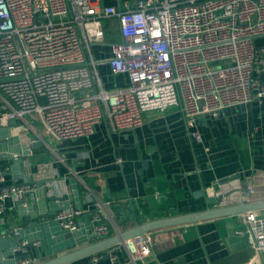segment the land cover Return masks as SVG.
<instances>
[{
	"label": "built area",
	"instance_id": "2783aa9c",
	"mask_svg": "<svg viewBox=\"0 0 264 264\" xmlns=\"http://www.w3.org/2000/svg\"><path fill=\"white\" fill-rule=\"evenodd\" d=\"M109 17L119 19L121 40L112 44L108 64L112 74L129 80L111 89L93 56V46L105 41L102 20ZM263 38L264 0H136L100 9L94 0H0V130L23 132L28 145L44 142L41 133L60 142L90 135L103 121L114 131L134 130L145 112L179 107L190 137L203 142L202 118L264 99ZM7 154L0 150L3 236L18 239L15 264H39L30 249L38 250L42 241L23 238V227L7 215V202L27 207L40 184L7 183L2 162L33 151L29 145L26 152ZM245 173L218 179L216 207L255 200L257 182ZM259 179L264 183V176ZM49 195L61 199L54 191ZM87 213L89 239L117 229L107 210L93 212L72 201L53 220L75 233L86 227ZM242 216L251 247L264 256V211ZM154 243L152 231L138 234L94 253L92 261L108 256L115 264H136L154 254ZM124 251L128 263H120Z\"/></svg>",
	"mask_w": 264,
	"mask_h": 264
},
{
	"label": "crops",
	"instance_id": "0c3cea01",
	"mask_svg": "<svg viewBox=\"0 0 264 264\" xmlns=\"http://www.w3.org/2000/svg\"><path fill=\"white\" fill-rule=\"evenodd\" d=\"M135 1L94 0V3L100 9L106 5L123 7L125 2L133 6ZM102 25L105 41L93 46L101 79L110 89L127 85L128 77L112 74L108 64L112 44L121 40L119 19L104 18ZM199 129L203 142L190 137L184 114L175 107L164 112H145L143 123L130 131H114L103 121L90 135L60 142L41 133L44 142H37L35 147L29 143L33 155L2 159L8 168L7 183L41 185L29 194L27 207L21 201L9 199L7 215L23 227V238L42 241L38 250L30 249L38 255V263H42L90 242L91 216L87 213L83 217L86 227L74 233L78 244L49 253V249L70 240L63 238L66 231L53 220L55 213L69 201L93 212L107 210L122 230L138 222L216 207L212 195L218 179L244 172L257 182L252 202L262 201L264 183L259 177L264 176V99L228 107L218 117H204ZM22 134L11 128L1 129L0 150L8 152L7 155L25 152L28 141ZM44 163H48L45 171L41 168ZM56 185L61 192L57 193ZM53 191L61 199L52 198L49 194ZM117 213H121V224ZM244 229L242 212L156 229L152 231L154 254L135 263L264 264V256L251 247ZM17 242L15 237H4L0 225V264H15L13 247ZM93 255L71 264L116 263L108 256L93 262ZM120 258V263H128L126 251L120 253Z\"/></svg>",
	"mask_w": 264,
	"mask_h": 264
},
{
	"label": "water",
	"instance_id": "95a60500",
	"mask_svg": "<svg viewBox=\"0 0 264 264\" xmlns=\"http://www.w3.org/2000/svg\"><path fill=\"white\" fill-rule=\"evenodd\" d=\"M33 147L37 144L33 143ZM29 145L25 142L24 151L28 150ZM56 199V197H52ZM216 200V198H212V201ZM22 202V201H21ZM264 210V199L258 202H250V203H240L238 205H232L227 207H208L203 211H198L194 213H186L179 215H172L168 217L151 219L145 222H138L135 226L130 227L128 229H120L117 225V229L113 234L106 238H100L97 235H92L90 237V242L85 243L79 248L73 249L70 252L64 253L62 255L53 257L47 261H44L39 264H71L72 261L79 259L84 256L91 255L98 251L104 250L112 245L123 242L125 239H128L132 236L138 234H144L149 231H154L156 229L171 227L181 224H187L191 222H197L204 219L216 218L220 216L230 215L245 212L247 210ZM117 218L122 223V219H120L121 213H117ZM133 216V215H131ZM65 231V230H64ZM66 237L70 239L64 243L58 244L57 246L49 249V253L52 252H61L65 249H69L71 247H75L76 241L74 239V233L70 231H66L63 238ZM62 237H57V239H63ZM50 245H52V241H49Z\"/></svg>",
	"mask_w": 264,
	"mask_h": 264
},
{
	"label": "trees",
	"instance_id": "16d2710c",
	"mask_svg": "<svg viewBox=\"0 0 264 264\" xmlns=\"http://www.w3.org/2000/svg\"><path fill=\"white\" fill-rule=\"evenodd\" d=\"M264 39V38H263ZM263 39H261V42H263Z\"/></svg>",
	"mask_w": 264,
	"mask_h": 264
},
{
	"label": "rangeland",
	"instance_id": "374dc122",
	"mask_svg": "<svg viewBox=\"0 0 264 264\" xmlns=\"http://www.w3.org/2000/svg\"><path fill=\"white\" fill-rule=\"evenodd\" d=\"M104 77V76H103ZM104 82H105V79H104ZM29 135V134H28ZM13 136V135H12Z\"/></svg>",
	"mask_w": 264,
	"mask_h": 264
}]
</instances>
